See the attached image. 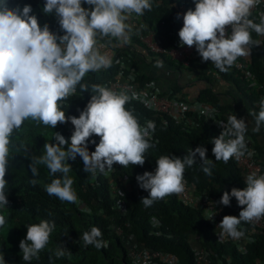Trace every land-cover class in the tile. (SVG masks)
Instances as JSON below:
<instances>
[{
    "label": "clouds",
    "instance_id": "clouds-1",
    "mask_svg": "<svg viewBox=\"0 0 264 264\" xmlns=\"http://www.w3.org/2000/svg\"><path fill=\"white\" fill-rule=\"evenodd\" d=\"M260 3L261 0H193L194 8L182 14V27L177 33L181 46L194 47L202 61H210L220 72H227L238 58L250 56L252 47L261 43L252 38V33L264 36V12L260 13L259 23L250 18L252 9ZM151 9L152 0H45L42 11L46 15L54 13L63 32L61 35L50 31L48 24L41 27L36 16L30 14L31 5L10 8L7 0H0V208L8 204L5 176L11 137L28 119L51 129L58 123L70 122L73 126L68 139L54 133L55 142L44 143V155L32 158L30 163L33 176L38 175L36 165L47 167L54 178L45 186V191L60 201L78 203L74 180L69 175V159L79 156L84 172L93 176L111 172L114 164L125 168L143 166L146 152L154 146L150 141L155 122L148 120L142 126L133 112L126 109V104L139 98L135 91L129 88L115 91L93 84L90 99L78 117L66 116L59 102L74 95L78 85L81 92L89 91L88 86L81 83L87 73L112 66L110 49L99 41L108 38L109 43L114 40L119 46L129 44L134 29L130 23L133 15L142 17ZM180 18L181 14L177 13V19ZM144 27L141 24L136 32ZM125 49L122 50L126 55H119L116 61L138 74L132 66L126 65L129 57ZM155 67L162 68L163 62L157 60ZM254 78L252 85L256 84L255 75ZM249 114L254 118L252 130L258 133L264 126V97L259 102V111ZM221 124L223 131L211 139V151L215 161L227 164L230 159L245 155L248 126L244 119L234 114L228 116L226 124ZM93 136L99 137L98 143L91 140ZM89 142L95 144L94 151H89ZM206 152L207 149L200 145L189 148L182 158L159 156L154 172L145 171L136 177L140 188L148 192L140 201L144 207L183 193L185 169L195 164L197 155L201 170L211 176L214 164L206 157ZM232 198L241 210L238 216H223L217 226L221 239L238 240L244 236L242 223L264 219V174L250 172L246 175L245 187L224 191L219 203L230 206ZM5 223V217L0 215V226ZM25 227L26 235L20 240L19 248L22 259L30 264L33 259H39V253L48 245L55 222L41 219ZM81 238L85 246L97 249L107 246L101 230L95 226L83 232ZM54 254L60 258L70 252L58 245ZM0 264H5L2 253Z\"/></svg>",
    "mask_w": 264,
    "mask_h": 264
},
{
    "label": "trees",
    "instance_id": "trees-1",
    "mask_svg": "<svg viewBox=\"0 0 264 264\" xmlns=\"http://www.w3.org/2000/svg\"><path fill=\"white\" fill-rule=\"evenodd\" d=\"M10 8L25 4L32 7V13L42 27L48 24L50 31L63 34L57 19L53 14H44L42 9L45 0H7ZM180 5L187 8L193 7L191 0H152L151 11H145L142 17L133 15L130 23L134 25L131 42L124 46L117 45L116 41L109 43L108 38L99 42L105 45L113 57L112 66L98 72H89L82 82L89 91L81 92L79 85L74 95L60 101L65 115H78L84 109L91 96V85L105 86L106 81L114 77L118 80L128 79L130 67L122 65L116 59L119 55L125 56L123 48L131 44L142 47L151 57L161 58L174 68L180 66L172 59L161 54H152L138 42L135 37L136 29L145 25L139 32L148 30L153 39L164 49L174 47V35L181 27V18L177 19ZM88 7L87 5H82ZM259 23V21H255ZM256 40L257 34L252 33ZM261 49H264V36L261 37ZM153 59V58H151ZM239 59V58H238ZM258 57H253L249 71L257 80L260 79L259 69L261 65ZM216 70L218 76L224 80L234 82L236 85L249 88L242 77L230 68L227 72ZM149 77L138 73L135 75L137 84L141 85L149 81ZM179 86L169 88V92L161 95L176 99ZM251 96L255 97V93ZM257 95V94H256ZM250 98V96H249ZM195 101L208 104L215 112L216 118H220L225 124L227 119L223 115V109L218 105L209 91L199 93ZM131 110L139 123L144 126L146 121L155 122V131L152 134L151 143L154 145L145 154L143 166L129 165L121 167L113 165V170L106 173L84 172L82 159L77 156L75 160H67L71 165L69 175L73 178V189L78 197V203L60 201L55 196H49L45 186L54 178L49 175L45 165H36L38 175L33 176L30 169L32 158L44 155V143H54L53 135L58 132L68 139L74 129H69L62 124L50 128L31 119L25 120L21 127L14 131L9 145L8 166L5 179L8 181L6 207L0 208V215L6 219V223L0 226V253L3 254L5 264H29L22 259L19 242L26 235L27 224L39 223L41 219L55 222V228L50 235L46 248L39 253V259H33L30 264H132L126 256L125 246L120 234L116 233L113 226H119L122 233H132L137 243L150 248H157L162 252L172 253L178 264H192V250L186 238L195 235L200 246L208 253L211 263L217 264H264V229L251 232L252 241L245 244L243 251L236 250L228 241H218L215 238L213 228L203 217V210L199 207L189 206L178 201L175 195H170L156 201L151 207H144L141 199L148 196V192L140 188L136 177L145 171H154L155 160L161 155L183 157L190 149L203 145L206 149V157L213 160L212 175L207 176L201 170V161L197 155L195 164L186 167L184 180L194 191H203L207 195L221 197L224 191H230L233 187L243 189L245 181L230 159L227 164L223 161H215L212 154L211 139L218 137L222 128L218 129L208 124L202 117L192 115V125L183 127L162 115L155 114L138 101L131 100L125 105ZM91 140L97 143L99 137L93 136ZM89 151L95 150V144L88 143ZM59 175V174H57ZM118 187L120 192L111 193L108 187V179ZM35 181V183H32ZM123 195H122V194ZM117 200L121 201L124 211L116 206ZM87 206L90 211L85 212L79 205ZM241 210L235 198L231 199L230 206L225 207L224 214L236 216ZM149 216H155L158 226H150ZM244 233L249 232L247 224L242 223ZM98 227L102 232V239L107 246L97 249L92 245L85 246L82 233L89 231L91 227ZM152 230H154L152 232ZM58 245L67 248L70 255L57 258L54 254ZM228 258L226 263L225 259Z\"/></svg>",
    "mask_w": 264,
    "mask_h": 264
},
{
    "label": "built area",
    "instance_id": "built-area-1",
    "mask_svg": "<svg viewBox=\"0 0 264 264\" xmlns=\"http://www.w3.org/2000/svg\"><path fill=\"white\" fill-rule=\"evenodd\" d=\"M191 4L194 5L193 0H191ZM262 12H264V0H261V3L256 8L252 9V16L250 18H252L254 21H259V16ZM228 31L230 32V28ZM136 38L147 49L148 52L152 54H161L169 57L172 60L177 58L182 62H186L187 57L185 55H189V52L192 51V48L188 46H181L179 38L177 37L176 39L174 38L175 42L173 48L164 49L160 44L157 43L155 39H153L152 33L148 30H144L142 33L136 32ZM231 68L236 70L242 79L247 81L250 85L255 83L254 75L246 69L239 59H237ZM135 75L136 73L131 70V72H129V74L126 76L128 79L118 80L114 77H111L106 81L105 86L115 91H120L126 88L135 91L139 95V98L133 99L134 101H138L155 114L162 115L176 123L179 122L185 128L192 125V115L196 116L197 118L202 117L208 124H212L218 129L222 128L221 122H224L220 118L218 119L215 117V110L208 104L195 100L187 101L178 97L173 99L163 96L157 89L155 90V88H153L150 81L141 85L137 84ZM62 125L73 129V126L70 122L63 123ZM245 140L247 144V151L245 155L239 159H231L244 181L246 175L250 172L257 171L258 174H264L260 169L257 159L255 158L256 154L254 149L249 144V141L247 139ZM108 187L111 193L120 192L118 187H116L110 178L108 179ZM174 195L178 201H182L183 203L192 207H200L203 210L204 219L209 222L210 226L213 228L216 240L228 241L232 243V246L238 251H243L245 244L252 241V236L250 234L251 232L255 230L261 231L264 229V219H261L256 222L245 223L250 230L248 233H244L242 238L238 240H233L231 238L221 239L219 237L220 228L217 226L219 225L223 216H225L224 211L226 206L219 203L220 197L207 195L203 191H194L193 187H191L188 183H185V191L183 193ZM116 206L120 207L121 210L124 211V207H122L120 200H117ZM80 208L82 211H90L87 206L82 204L80 205ZM239 212L236 216L239 215ZM212 214V218L208 219ZM148 222L150 226H158V220L155 216H149ZM113 228L116 233L120 234L125 246L126 256L132 264H178L176 257L172 253L162 252L157 250V248H150L139 244L134 239L132 233H122L119 226H113ZM153 231L154 230H152V232ZM186 240L193 253L192 264H212L208 253L200 246L195 235H188ZM225 261L227 263L228 258H226ZM217 264L223 263L220 262Z\"/></svg>",
    "mask_w": 264,
    "mask_h": 264
},
{
    "label": "crops",
    "instance_id": "crops-1",
    "mask_svg": "<svg viewBox=\"0 0 264 264\" xmlns=\"http://www.w3.org/2000/svg\"><path fill=\"white\" fill-rule=\"evenodd\" d=\"M189 8L193 7L188 6L185 8L180 5L181 27L182 14ZM177 33L174 35L175 39L176 37L179 38ZM261 37L257 36L256 40L259 39L261 41ZM125 50L128 52L127 56L129 57L126 65H130L137 72L148 76L153 88L160 93L166 94L169 92V88L179 86L178 98L192 101L199 93L209 91L216 103L222 107L223 115L226 119L230 114H234L238 119H244L248 126L245 139L249 141V144L254 149L255 158L260 165L262 173H264V126H261L258 133L253 132L252 129L255 126L254 118L249 114L253 111H259V102L264 97V49H261V43L252 47L250 56L239 58L247 69H249L253 57L259 58L261 80L256 79V84L252 85L251 90L220 78L216 70L212 68V63L210 61H202L194 47H192L189 55H185L187 57L186 62H182L177 58L173 59L174 63L180 65L176 68L172 65L170 66L161 58L151 57L153 58L151 59L142 47L131 44ZM157 60L163 62L162 68L155 67ZM123 63H125L124 60ZM250 91L256 92L255 97L251 96Z\"/></svg>",
    "mask_w": 264,
    "mask_h": 264
}]
</instances>
